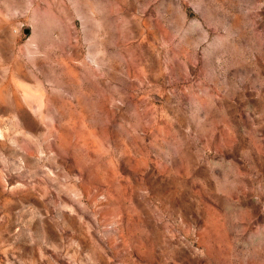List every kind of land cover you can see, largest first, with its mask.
Wrapping results in <instances>:
<instances>
[{
    "label": "rangeland",
    "instance_id": "rangeland-1",
    "mask_svg": "<svg viewBox=\"0 0 264 264\" xmlns=\"http://www.w3.org/2000/svg\"><path fill=\"white\" fill-rule=\"evenodd\" d=\"M0 264H264V0H0Z\"/></svg>",
    "mask_w": 264,
    "mask_h": 264
}]
</instances>
